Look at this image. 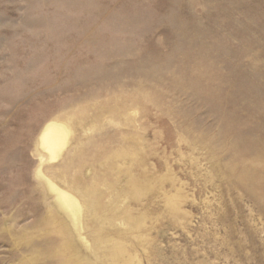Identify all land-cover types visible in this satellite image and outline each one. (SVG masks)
Segmentation results:
<instances>
[{"label": "rangeland", "instance_id": "1", "mask_svg": "<svg viewBox=\"0 0 264 264\" xmlns=\"http://www.w3.org/2000/svg\"><path fill=\"white\" fill-rule=\"evenodd\" d=\"M51 117L71 133L45 160ZM101 236L264 264V0H0V264H110Z\"/></svg>", "mask_w": 264, "mask_h": 264}, {"label": "bare ground", "instance_id": "2", "mask_svg": "<svg viewBox=\"0 0 264 264\" xmlns=\"http://www.w3.org/2000/svg\"><path fill=\"white\" fill-rule=\"evenodd\" d=\"M70 133H71V124L69 119H64L60 117L49 118L42 125L39 134L37 136V146L39 148V152L41 153V158L45 155V160H55L62 153V150L68 143ZM38 173H40L41 176H45L41 168L38 169ZM46 186L54 194V197L57 203L61 206V208H63L68 213H70L74 221H76L77 223L80 222L81 211L85 210V204H87L85 201L88 202L89 200L88 197L84 199L83 195L79 192L78 195L76 193L77 188L71 182H67L65 185H61L56 181H54L53 179L47 177ZM142 187L143 186L141 184L136 183L135 185V189L140 190ZM133 192L135 193V190ZM90 203H92L91 200ZM85 212L87 214V211ZM93 213H95V209L92 211L91 214ZM103 221L104 220H102V222ZM108 221H106V223H110ZM100 225L103 226L102 224ZM140 226H141L140 219L137 218L134 227L128 226L125 227L124 230H129L134 228L136 230H139ZM138 237L139 239L141 238L140 234L138 235ZM106 240L108 241V239L105 238V236L103 237L101 236L99 238L97 237L96 243L100 247L102 246L104 248L106 247L108 248L107 256L110 260V264L136 263L134 262V258H133L134 256L127 250V248H125V246L122 243L123 242L122 240L115 239L112 241L110 245L105 244Z\"/></svg>", "mask_w": 264, "mask_h": 264}]
</instances>
